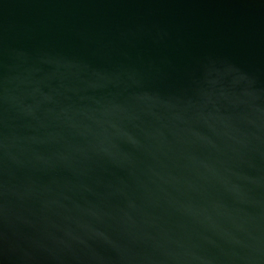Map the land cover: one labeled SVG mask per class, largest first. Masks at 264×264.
Wrapping results in <instances>:
<instances>
[{
  "label": "water",
  "instance_id": "obj_1",
  "mask_svg": "<svg viewBox=\"0 0 264 264\" xmlns=\"http://www.w3.org/2000/svg\"><path fill=\"white\" fill-rule=\"evenodd\" d=\"M0 264H264V0H0Z\"/></svg>",
  "mask_w": 264,
  "mask_h": 264
}]
</instances>
